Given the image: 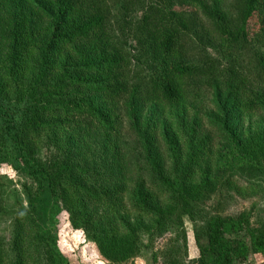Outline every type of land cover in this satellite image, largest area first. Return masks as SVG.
<instances>
[{"label": "trees", "instance_id": "trees-1", "mask_svg": "<svg viewBox=\"0 0 264 264\" xmlns=\"http://www.w3.org/2000/svg\"><path fill=\"white\" fill-rule=\"evenodd\" d=\"M263 167L264 0H0V170L28 179L13 200L0 176V264H72L55 201L126 263ZM245 217H210L195 263L264 255Z\"/></svg>", "mask_w": 264, "mask_h": 264}, {"label": "rangeland", "instance_id": "rangeland-1", "mask_svg": "<svg viewBox=\"0 0 264 264\" xmlns=\"http://www.w3.org/2000/svg\"><path fill=\"white\" fill-rule=\"evenodd\" d=\"M211 51L216 56V52L213 49ZM254 121L245 120L243 122L244 129H247L250 124L253 125ZM258 169L260 170L256 174L247 171V173L238 174L235 177L241 186L248 187L245 192L226 194L223 189L222 191L218 189L217 192L215 190L208 191L206 196L197 202L194 218L183 215L181 229L169 226L162 233H157L156 236L145 235L140 253L132 255V258L123 264H167L164 254L171 249H177V247L180 249L178 257L183 264H196L195 260L199 259L196 236H201V240L205 241L203 228L212 216L237 219L239 215L245 214L248 226L241 227L239 236L251 245V237L247 229L264 232V173L260 174L264 172V167ZM254 175L257 177L254 178ZM0 176L7 178V189L8 192H11L13 200H15L14 197L21 198L22 184L28 182L25 175L4 168L0 170ZM55 211H57V215ZM53 212H55L53 221L59 234L60 247L72 264H111L100 254L94 242L90 241L82 231L73 227L60 202L44 204L40 216L42 220L50 219ZM4 232L8 236L9 227ZM184 234L186 243L182 239ZM245 264H264V255L252 253Z\"/></svg>", "mask_w": 264, "mask_h": 264}]
</instances>
